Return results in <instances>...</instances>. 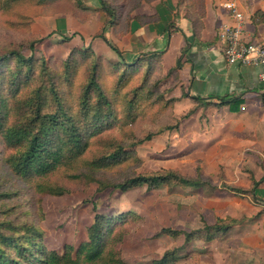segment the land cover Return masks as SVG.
<instances>
[{
    "label": "rangeland",
    "instance_id": "obj_1",
    "mask_svg": "<svg viewBox=\"0 0 264 264\" xmlns=\"http://www.w3.org/2000/svg\"><path fill=\"white\" fill-rule=\"evenodd\" d=\"M46 3V0H0V51L17 49L26 59L34 58L33 64L27 67L18 65L16 61L6 66L7 79L15 73H21L28 79L27 84L21 87L20 100L30 101L39 92L38 101L43 110L53 111L60 103L66 111H72L80 104L96 53L91 45L74 46L81 50L75 55L67 77L64 62L74 47H69L64 37L73 33L66 31L61 34L62 17L45 19L62 14L44 15ZM182 4L186 7L185 0H180L178 7ZM34 39L41 40L31 51L28 43ZM106 60L110 63H99L98 82L112 103L116 116L122 120L93 141L90 156L105 153L107 145L112 142L130 148V143L147 132L173 124V115L178 119L188 112L182 108L176 110V104L171 110L172 103L167 102L173 97L172 85L169 81L164 84L157 82V76L152 75L156 69L146 77V69L133 73L132 67L121 61L108 57ZM116 65L119 69L115 73ZM122 73L125 79L117 91V81ZM7 82L0 79L1 87ZM135 96L140 101L134 114L137 117L134 122L127 120L126 125L127 103ZM30 104L28 109L34 107L33 102ZM222 118L221 111L198 112L184 119L179 129L163 132L134 147L143 162L140 167L123 166L103 177L107 182L118 181L133 173L164 169L195 177L200 170L210 182L206 186H163L154 190L141 187L128 192L108 188L100 192L98 184L92 182L82 184L83 189L61 197L39 194L41 208L37 206L38 200L30 203L28 191L20 188L17 180L8 174L6 158L12 151L0 140V194L9 196V199L0 201V223L6 220L17 225L36 224L43 233L46 245L62 253L66 246L77 248L87 240V228L93 222L95 206L98 212L105 215L131 213V216L140 219L130 221L128 225L132 230L125 235L121 245L122 258L128 264H152L166 252L174 250L179 264H222L221 239L225 233L213 241L201 239L191 242H186L185 236L158 235L163 228L186 233L198 231L206 225L216 224L221 218L250 212L252 200L257 205L264 203L255 194L236 193L225 187L229 185L248 190L253 177L264 180V154L248 142L255 136L247 139L243 152L228 154L225 151L228 144L221 136V128L214 127L216 121ZM12 183L16 184L14 188H11Z\"/></svg>",
    "mask_w": 264,
    "mask_h": 264
},
{
    "label": "trees",
    "instance_id": "obj_2",
    "mask_svg": "<svg viewBox=\"0 0 264 264\" xmlns=\"http://www.w3.org/2000/svg\"><path fill=\"white\" fill-rule=\"evenodd\" d=\"M44 15L50 16L58 13L72 14L79 21L86 20L95 9L83 5L80 0H46ZM100 10L105 13V26L117 28L125 27L132 19H137L141 24L157 22V16H136L131 13L137 9L142 2H153L155 0H98ZM180 0H178L179 4ZM185 18L188 19L195 32L203 27V19L206 17L205 0H185ZM53 9L51 10V5ZM253 23L264 22V14L255 13L252 17ZM98 34L104 38V30ZM31 30V29H30ZM31 33V31H29ZM71 37H64V42ZM41 39H34L28 43V48L33 51L35 43ZM107 44L121 58V62L131 66L134 73L140 69H146V77L155 71L153 76L157 82L166 83L170 78H176L180 68V61L177 67L165 72L161 64V53L143 54L132 62H127L123 53L111 42ZM81 49L72 48L70 54L64 62L67 68L65 74L68 75L75 55ZM88 51V49H84ZM83 52V54L86 53ZM82 54V55H83ZM94 55V54H93ZM96 59L92 65L91 74L88 82L84 86L83 96L80 104L72 111H66L58 103L53 111L43 110L38 101L39 92H36L34 107L28 109L30 101L20 100L21 87L27 84L28 79L21 73H15L8 77L6 66L12 61L18 65L27 67L33 64L34 58H25L20 50L8 49L0 51V79H5L3 88L0 84V140L12 151L6 158L8 174L17 180V183L25 191H28L30 203L38 200L39 208L42 201L38 198L39 194L53 197H61L74 191L83 189V186L92 182L98 184V191L108 188L128 192L133 189L146 187L148 190L158 189L163 186L201 188L210 184L200 170L195 177L181 174L175 170H160L150 173H133L118 181H105L103 177H108L112 171L118 170L123 166L140 167L143 162L133 149L134 147L150 141L154 136L167 131H174L180 128L184 119L195 114L199 108H208L211 105H223L227 103L196 102L181 118L173 115L174 123L166 124L157 131H149L142 137L130 143V148L125 145L110 143L105 153L90 156L89 152L93 141L101 137L107 130L120 122L113 111L112 103L108 100L98 82L99 63H110L103 55L95 54ZM114 72H118L119 67L114 66ZM153 77V79L155 80ZM125 75L122 73L117 81L116 90L123 85ZM4 82V81H2ZM119 88V89H118ZM173 88V87H172ZM138 98L127 103V120L134 122L138 110ZM178 99L171 97L168 104L174 110ZM243 100L230 102L232 112H238ZM28 109V111H27ZM13 116L11 117V114ZM172 116V115H171ZM128 145V147H129ZM110 148V149H109ZM261 181L251 179V188L243 190L238 187L225 185L233 192L245 194L254 191ZM83 186L81 187V185ZM11 188L16 186L11 184ZM9 199L6 194H0L2 199ZM94 217L92 224L87 228V240L77 248L66 246L62 253L50 249L44 240L39 226L33 223L22 225L14 224L12 221L0 223V264H128L122 258L121 245L126 234L132 227H129L131 220H140L131 216V213H124L119 216H109L97 211L93 207ZM43 217V215H42ZM242 220L227 218L219 220L216 224L206 225L203 229L189 233L163 228L158 235H167L173 238L185 236L186 242L193 240L206 239L213 241L219 235L226 233L233 226ZM8 249V250H7ZM176 251L166 252L160 259L153 261L152 264H179Z\"/></svg>",
    "mask_w": 264,
    "mask_h": 264
},
{
    "label": "crops",
    "instance_id": "obj_3",
    "mask_svg": "<svg viewBox=\"0 0 264 264\" xmlns=\"http://www.w3.org/2000/svg\"><path fill=\"white\" fill-rule=\"evenodd\" d=\"M80 1L84 6L95 9L84 21L66 13L45 18H63L61 34L68 31L73 33L69 37L75 34L66 42L69 47L91 45L96 54L121 61L107 44L109 41L129 63L143 54L161 53L165 72L177 67L180 61L176 78L168 80L173 87L171 95L178 99L176 110L182 108L189 111L196 102L227 103L199 108L195 114L207 110L223 113V118L217 120L214 127L221 128V136L228 144L225 150L228 154L243 152L250 136L255 138L248 142L264 154V82L259 78L261 69L230 65L223 55V45L218 38L220 30L234 22L224 4L236 1L246 17V40H263L264 22L255 24L252 17L257 12L264 14V0H205L206 17L203 27L197 29L196 36L191 22L185 18V4L179 8L178 0L142 2L131 16H157L159 20L141 24L137 19H132L124 28L105 26L106 16L100 10L98 0ZM104 27L102 38L98 34ZM238 99L243 100L240 110L232 112L229 103ZM255 180L261 182L254 194L264 200V180ZM251 203L250 212L244 211L240 215L220 219L242 220L221 239L222 264H264V203L257 205L253 200ZM213 245L216 248V243Z\"/></svg>",
    "mask_w": 264,
    "mask_h": 264
},
{
    "label": "built area",
    "instance_id": "obj_4",
    "mask_svg": "<svg viewBox=\"0 0 264 264\" xmlns=\"http://www.w3.org/2000/svg\"><path fill=\"white\" fill-rule=\"evenodd\" d=\"M224 8L233 18V24L223 27L218 38L223 55L230 65L253 66L261 69L259 78L264 82V39L248 41L244 36L246 17L236 1L227 2Z\"/></svg>",
    "mask_w": 264,
    "mask_h": 264
}]
</instances>
